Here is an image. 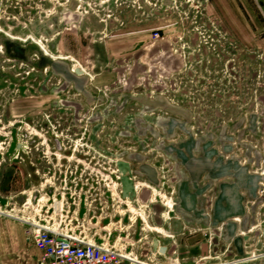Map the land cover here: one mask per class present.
Here are the masks:
<instances>
[{"label": "rangeland", "instance_id": "obj_1", "mask_svg": "<svg viewBox=\"0 0 264 264\" xmlns=\"http://www.w3.org/2000/svg\"><path fill=\"white\" fill-rule=\"evenodd\" d=\"M31 223L122 264L263 258L264 0H0V264H42Z\"/></svg>", "mask_w": 264, "mask_h": 264}, {"label": "built area", "instance_id": "obj_2", "mask_svg": "<svg viewBox=\"0 0 264 264\" xmlns=\"http://www.w3.org/2000/svg\"><path fill=\"white\" fill-rule=\"evenodd\" d=\"M54 203V202H53ZM27 241L40 249L42 264H122L133 262L107 241L93 242L71 232L53 231L47 225L29 224Z\"/></svg>", "mask_w": 264, "mask_h": 264}, {"label": "water", "instance_id": "obj_3", "mask_svg": "<svg viewBox=\"0 0 264 264\" xmlns=\"http://www.w3.org/2000/svg\"><path fill=\"white\" fill-rule=\"evenodd\" d=\"M31 43V39L27 38L24 41V44ZM73 73L76 75H79L81 72L79 69L75 68L73 70ZM19 143L16 144V148H19ZM197 161V160H196ZM195 160L193 162H196ZM117 171H118V182L120 185V196L122 199H126L129 197V199H132L135 196V190L133 186V178H132V172H131V167L130 164L127 161L118 159L115 161ZM191 171V169H189ZM253 184H250L247 189H249L250 193L253 194L255 192V188H252ZM55 205V204H54ZM260 235L264 237V226L260 230ZM242 239H247L248 235H243L242 237L238 238L236 240V246L240 249L242 246ZM158 239L156 237H153L151 240V246L153 250L155 251L156 245H157ZM160 253H166L167 247L165 245H162L159 247L158 250ZM256 253H260V255H264V244H261L260 247L255 251ZM253 255V253H242V250H239V255L235 256L236 262H239L241 260L240 264H250L248 259ZM173 256H176L175 253ZM264 258V257H263ZM252 264H258V261L255 260L253 261Z\"/></svg>", "mask_w": 264, "mask_h": 264}, {"label": "crops", "instance_id": "obj_4", "mask_svg": "<svg viewBox=\"0 0 264 264\" xmlns=\"http://www.w3.org/2000/svg\"><path fill=\"white\" fill-rule=\"evenodd\" d=\"M61 208H62V203H61ZM51 209H52V212H53V214H61L60 212L62 211V209H61V211L59 212V213H57V212H55V205H54V203L53 204H51ZM26 241H27V239H26ZM28 242V241H27ZM29 244H31L30 242H28ZM158 243H160L159 242V240H158ZM161 244V243H160ZM33 245V244H32ZM151 248V251L153 252L154 250H153V248H152V246L150 247ZM156 249V248H155ZM159 250V249H158ZM159 252V251H158ZM153 254H155V253H153Z\"/></svg>", "mask_w": 264, "mask_h": 264}, {"label": "flooded vegetation", "instance_id": "obj_5", "mask_svg": "<svg viewBox=\"0 0 264 264\" xmlns=\"http://www.w3.org/2000/svg\"><path fill=\"white\" fill-rule=\"evenodd\" d=\"M19 148H20V145H19ZM122 199V198H121ZM255 261V260H254ZM258 261V264H264V258H261V259H259V260H257ZM250 264H252L253 263V261H251V262H249Z\"/></svg>", "mask_w": 264, "mask_h": 264}, {"label": "bare ground", "instance_id": "obj_6", "mask_svg": "<svg viewBox=\"0 0 264 264\" xmlns=\"http://www.w3.org/2000/svg\"><path fill=\"white\" fill-rule=\"evenodd\" d=\"M131 207V206H130Z\"/></svg>", "mask_w": 264, "mask_h": 264}]
</instances>
